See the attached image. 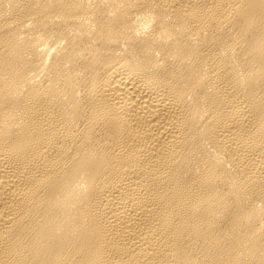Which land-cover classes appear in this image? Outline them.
Returning <instances> with one entry per match:
<instances>
[{
	"label": "bare ground",
	"instance_id": "bare-ground-1",
	"mask_svg": "<svg viewBox=\"0 0 264 264\" xmlns=\"http://www.w3.org/2000/svg\"><path fill=\"white\" fill-rule=\"evenodd\" d=\"M0 264H264V0H0Z\"/></svg>",
	"mask_w": 264,
	"mask_h": 264
}]
</instances>
